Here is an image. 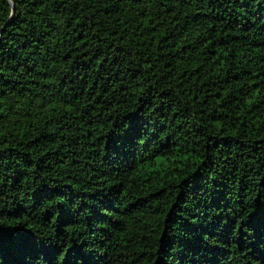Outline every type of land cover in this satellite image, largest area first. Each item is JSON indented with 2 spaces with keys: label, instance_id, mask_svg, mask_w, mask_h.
<instances>
[{
  "label": "trees",
  "instance_id": "1",
  "mask_svg": "<svg viewBox=\"0 0 264 264\" xmlns=\"http://www.w3.org/2000/svg\"><path fill=\"white\" fill-rule=\"evenodd\" d=\"M0 264H264V0H0Z\"/></svg>",
  "mask_w": 264,
  "mask_h": 264
}]
</instances>
